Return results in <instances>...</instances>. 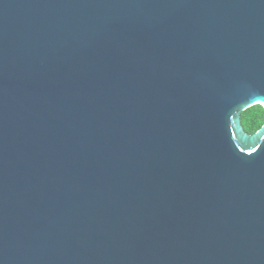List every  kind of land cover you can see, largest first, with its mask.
<instances>
[{
    "label": "water",
    "instance_id": "1",
    "mask_svg": "<svg viewBox=\"0 0 264 264\" xmlns=\"http://www.w3.org/2000/svg\"><path fill=\"white\" fill-rule=\"evenodd\" d=\"M264 0H0V264H264Z\"/></svg>",
    "mask_w": 264,
    "mask_h": 264
},
{
    "label": "trees",
    "instance_id": "2",
    "mask_svg": "<svg viewBox=\"0 0 264 264\" xmlns=\"http://www.w3.org/2000/svg\"><path fill=\"white\" fill-rule=\"evenodd\" d=\"M241 124L247 133H254L264 123V107L256 104L240 114Z\"/></svg>",
    "mask_w": 264,
    "mask_h": 264
}]
</instances>
